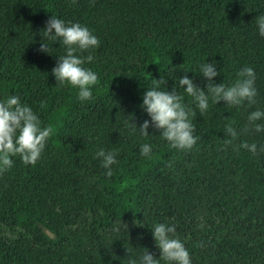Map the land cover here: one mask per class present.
Listing matches in <instances>:
<instances>
[{
	"label": "trees",
	"instance_id": "16d2710c",
	"mask_svg": "<svg viewBox=\"0 0 264 264\" xmlns=\"http://www.w3.org/2000/svg\"><path fill=\"white\" fill-rule=\"evenodd\" d=\"M258 13L264 0H0V98L18 95L53 129L35 164L17 155L0 171V264H127L143 247L158 256L153 222L175 226L192 264H264V130L247 121L264 109ZM52 14L99 39L77 53L90 52L84 66L98 76L86 101L51 73L65 52L42 36ZM205 60H215L212 79L226 85L252 67L256 103L210 102L200 114L175 79L188 75L203 87ZM161 76L194 109L190 149L171 147L151 124L147 135L136 128L150 119L142 93ZM143 143L149 157L140 155ZM100 148L117 153L110 176Z\"/></svg>",
	"mask_w": 264,
	"mask_h": 264
},
{
	"label": "clouds",
	"instance_id": "9594fccd",
	"mask_svg": "<svg viewBox=\"0 0 264 264\" xmlns=\"http://www.w3.org/2000/svg\"><path fill=\"white\" fill-rule=\"evenodd\" d=\"M255 25L258 34L264 37V14L258 13L255 16ZM43 30V37L63 44L65 49L63 55H57V62L51 69L56 83L76 88L77 99L82 102L90 99L98 76L95 71L84 65L93 57L90 52L84 56L77 53L95 49L99 44L98 37L87 26L79 22H66L53 14L46 20ZM39 48L41 51L50 53L45 43H41ZM197 73L204 78L203 87L194 83L193 78L188 75H181L175 79V83L183 88L184 94L192 98V104L200 114L209 109L210 102L217 104L218 101L223 100L229 105H240L245 101L248 104L256 103V76L252 67H241L236 72V78L227 85L212 79L219 74L215 60H205L200 63ZM165 83L164 76L159 79L154 78L153 85L145 88L142 93L140 107L150 119H144L138 127L131 122V118L130 122L139 129L141 135L149 134L148 128L151 124L152 127L159 129L160 136L171 147L178 150L190 149L197 140V137L193 135L194 109L183 102L176 88L167 90ZM247 121L256 132L264 130V123L257 122L264 121V109L256 108L249 112ZM52 131L51 125L43 124L32 107L22 102L18 95L9 94L0 98V171L10 168L13 164L11 157L17 155L23 163L35 164L45 149L46 141ZM224 131L229 137L237 135L230 124L224 126ZM240 147L246 148L254 155L258 151L255 142H244ZM151 151L152 146L149 143L139 146L141 156L149 157ZM259 151H264V145L259 147ZM95 156L100 159L105 169L104 174L110 176L113 171L111 166L118 163L116 151L111 149L105 151L100 148L95 152ZM133 223L144 226L143 223L134 221ZM150 230L159 249V255L154 256L146 247H143L142 253L138 256H128L127 264H161L162 261L164 264H192L188 249L175 235L173 224L153 222Z\"/></svg>",
	"mask_w": 264,
	"mask_h": 264
}]
</instances>
